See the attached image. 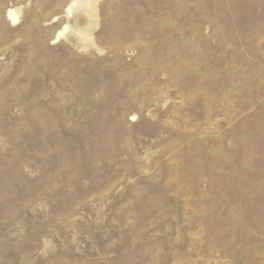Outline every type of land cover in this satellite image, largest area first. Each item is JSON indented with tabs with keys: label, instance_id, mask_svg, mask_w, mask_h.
<instances>
[{
	"label": "rangeland",
	"instance_id": "rangeland-1",
	"mask_svg": "<svg viewBox=\"0 0 264 264\" xmlns=\"http://www.w3.org/2000/svg\"><path fill=\"white\" fill-rule=\"evenodd\" d=\"M0 264H264V0H0Z\"/></svg>",
	"mask_w": 264,
	"mask_h": 264
},
{
	"label": "bare ground",
	"instance_id": "bare-ground-1",
	"mask_svg": "<svg viewBox=\"0 0 264 264\" xmlns=\"http://www.w3.org/2000/svg\"><path fill=\"white\" fill-rule=\"evenodd\" d=\"M7 19L12 23H16L18 21V13L14 10H9L7 13Z\"/></svg>",
	"mask_w": 264,
	"mask_h": 264
}]
</instances>
